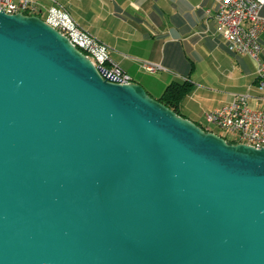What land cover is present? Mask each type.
I'll return each mask as SVG.
<instances>
[{
    "label": "water",
    "instance_id": "95a60500",
    "mask_svg": "<svg viewBox=\"0 0 264 264\" xmlns=\"http://www.w3.org/2000/svg\"><path fill=\"white\" fill-rule=\"evenodd\" d=\"M0 264H264V146L0 9Z\"/></svg>",
    "mask_w": 264,
    "mask_h": 264
},
{
    "label": "crops",
    "instance_id": "0c3cea01",
    "mask_svg": "<svg viewBox=\"0 0 264 264\" xmlns=\"http://www.w3.org/2000/svg\"><path fill=\"white\" fill-rule=\"evenodd\" d=\"M35 2L34 11L43 19L52 7L64 5L84 29L109 45L110 55L153 96L159 97L172 81L190 82L179 109L199 124H206L207 111L229 103L237 94L249 93L251 106H264L256 61L236 52L218 28L215 13L221 0ZM260 42L264 61V31ZM144 61L161 67L148 71ZM147 72L155 75L143 84Z\"/></svg>",
    "mask_w": 264,
    "mask_h": 264
},
{
    "label": "built area",
    "instance_id": "2783aa9c",
    "mask_svg": "<svg viewBox=\"0 0 264 264\" xmlns=\"http://www.w3.org/2000/svg\"><path fill=\"white\" fill-rule=\"evenodd\" d=\"M35 0H0V9L9 13L34 11ZM264 0H221L215 20L218 28L236 52L250 55L257 63L258 85L264 89V61L260 57V35L264 31ZM27 14V13H26ZM46 21L55 26L111 80L129 83L132 75L109 53V45L84 29L62 4L52 7ZM148 71L160 68L159 63L144 61ZM249 93L235 95L233 100L206 112L204 129L211 125L225 130L236 140L256 147L264 146V106L255 108L248 102Z\"/></svg>",
    "mask_w": 264,
    "mask_h": 264
},
{
    "label": "trees",
    "instance_id": "16d2710c",
    "mask_svg": "<svg viewBox=\"0 0 264 264\" xmlns=\"http://www.w3.org/2000/svg\"><path fill=\"white\" fill-rule=\"evenodd\" d=\"M25 13L30 14V15L31 14L39 15L37 11L26 10ZM133 79L136 80L134 77H133ZM191 86H192V84L188 81H182V82L172 81L171 83H169L165 87L162 94L156 98L159 99L160 101H162L163 103H165L170 108L174 109L177 113L181 114L180 109H179L180 101L185 96V94L191 89ZM153 97H155V96H153ZM199 125L204 127V125H202V124H199ZM222 135L225 137V139L228 142H231V143L236 142V140L234 138H232L231 136L229 137L230 139H228L229 135H227V134H222Z\"/></svg>",
    "mask_w": 264,
    "mask_h": 264
},
{
    "label": "rangeland",
    "instance_id": "374dc122",
    "mask_svg": "<svg viewBox=\"0 0 264 264\" xmlns=\"http://www.w3.org/2000/svg\"><path fill=\"white\" fill-rule=\"evenodd\" d=\"M135 74H137V73H135ZM154 73H150V72H147V73H145V75H144V80L145 81H143L142 83L143 84H147V82L146 81H149V80H151V79H153L154 78ZM137 79V78H136ZM144 86V85H143ZM145 87V86H144ZM153 96V95H152ZM211 129L212 130H214L215 132H217L218 134H220V135H222V134H226V132H225V130H223V129H220V128H218L217 126H215V125H211ZM230 136H228V139H230L229 138Z\"/></svg>",
    "mask_w": 264,
    "mask_h": 264
},
{
    "label": "bare ground",
    "instance_id": "6f19581e",
    "mask_svg": "<svg viewBox=\"0 0 264 264\" xmlns=\"http://www.w3.org/2000/svg\"><path fill=\"white\" fill-rule=\"evenodd\" d=\"M47 18V17H46ZM46 18H45V20H46ZM134 81V79L131 81V82H133ZM117 82V81H116ZM130 83V82H129ZM211 131H213V132H215L214 130H211ZM217 133V132H216ZM223 136V135H222ZM224 137V136H223ZM225 138V137H224Z\"/></svg>",
    "mask_w": 264,
    "mask_h": 264
}]
</instances>
